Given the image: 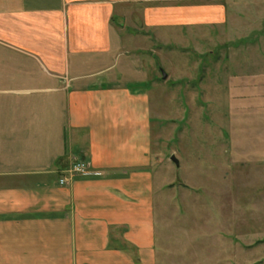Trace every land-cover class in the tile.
Listing matches in <instances>:
<instances>
[{
  "label": "crops",
  "instance_id": "crops-1",
  "mask_svg": "<svg viewBox=\"0 0 264 264\" xmlns=\"http://www.w3.org/2000/svg\"><path fill=\"white\" fill-rule=\"evenodd\" d=\"M180 1L0 0V264H237L220 227L201 252L158 249L140 86L152 79L151 6ZM74 160L102 175L61 186Z\"/></svg>",
  "mask_w": 264,
  "mask_h": 264
},
{
  "label": "rangeland",
  "instance_id": "rangeland-1",
  "mask_svg": "<svg viewBox=\"0 0 264 264\" xmlns=\"http://www.w3.org/2000/svg\"><path fill=\"white\" fill-rule=\"evenodd\" d=\"M151 7L152 79L140 88L151 102L158 249L201 252L205 231L220 227L237 264H264V0Z\"/></svg>",
  "mask_w": 264,
  "mask_h": 264
},
{
  "label": "built area",
  "instance_id": "built-area-1",
  "mask_svg": "<svg viewBox=\"0 0 264 264\" xmlns=\"http://www.w3.org/2000/svg\"><path fill=\"white\" fill-rule=\"evenodd\" d=\"M102 174L93 170L90 162L86 160H74L73 164L66 171L65 176L60 179V185H68L72 178H91L100 177Z\"/></svg>",
  "mask_w": 264,
  "mask_h": 264
},
{
  "label": "water",
  "instance_id": "water-1",
  "mask_svg": "<svg viewBox=\"0 0 264 264\" xmlns=\"http://www.w3.org/2000/svg\"><path fill=\"white\" fill-rule=\"evenodd\" d=\"M162 73H163V78L164 79H167V75L162 71ZM171 161L173 162V163H175V165L177 166V167H179V162H178V160L175 158V157H172L171 158Z\"/></svg>",
  "mask_w": 264,
  "mask_h": 264
}]
</instances>
